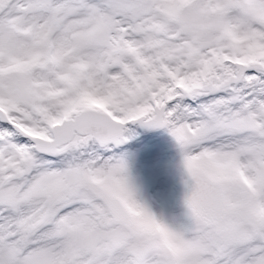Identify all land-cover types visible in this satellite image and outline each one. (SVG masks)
<instances>
[{"label": "snow or ice", "instance_id": "obj_1", "mask_svg": "<svg viewBox=\"0 0 264 264\" xmlns=\"http://www.w3.org/2000/svg\"><path fill=\"white\" fill-rule=\"evenodd\" d=\"M0 264H264V0H0Z\"/></svg>", "mask_w": 264, "mask_h": 264}]
</instances>
